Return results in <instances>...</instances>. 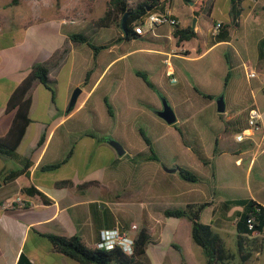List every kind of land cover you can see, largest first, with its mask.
I'll list each match as a JSON object with an SVG mask.
<instances>
[{
	"label": "crops",
	"instance_id": "0c3cea01",
	"mask_svg": "<svg viewBox=\"0 0 264 264\" xmlns=\"http://www.w3.org/2000/svg\"><path fill=\"white\" fill-rule=\"evenodd\" d=\"M169 1L171 13L178 18L180 25H191L183 22L181 12L174 7L175 0ZM195 1H188L193 16L195 15L192 6ZM262 1L246 0L245 6L249 8L247 7V11L241 13L236 20L238 25L236 29L244 30L246 40L243 45L236 46V53L239 55H234L233 62L235 68H244L245 75L250 81L249 98L244 100L240 82H237L238 93L224 97L225 119H240L243 124L248 125L249 110L251 107H256L261 113L259 128L246 129L243 131L246 138L238 141L236 139L238 133L222 134L225 126L218 112L216 123L210 124L215 136L218 134L220 138L217 152H215V142L206 145L201 138L205 152L211 160L209 164H204L197 158L172 124L168 127L158 126V130L150 125L151 132L155 133V137L150 138L142 128L139 130L140 135L136 127L133 130L129 125L116 124L114 120L119 114L114 112L113 105L109 103L113 112L111 114L106 101L121 100L124 102L123 105L127 106L128 102L124 99L127 98V101L129 99V87H126L127 92H125L122 91L125 87H118L115 90L113 86L106 85L102 94L95 98L105 77L114 65L118 64L119 61L115 62V60L124 59L138 50L130 46L125 47L126 43L148 38L159 44L157 49L151 50L159 55L168 54L170 57V52L173 55H189L191 51L185 43L190 40L178 45L177 39L173 36L174 26L168 24L158 26L151 33L141 34L132 41L124 39L122 30H118L117 37L112 36L110 39L101 37L97 45L104 46L102 49L111 53L116 51L117 58L105 63L104 67L94 61L85 64V68L77 71L78 80L62 87L64 102L59 104L56 100L57 91L52 88V85L57 88L59 86L55 72L65 65L67 55L75 51L76 46L85 44L67 42L69 52L60 64L51 70L50 76L53 82L49 85L38 83L32 91L31 122L18 147V153L22 158L16 160L0 154V264H17L22 252L33 264H80L54 251L50 241L43 234L76 235L88 245L97 246L103 229L120 227L135 239L144 224L149 226L153 237L158 241V243H150L147 247L146 256L150 264H206L203 248L193 239L192 222L187 218L164 214L166 208L183 207L189 203L204 201L212 202V205L202 212L201 220L212 224L226 242L229 236L236 239L237 213L242 207L234 206L226 210L221 203L229 199L245 198L238 195L243 183L237 172L240 167L245 166V172L249 175L257 161L256 156L260 153L259 144L264 135V58L260 59L259 55V42L264 35H259L254 44L249 45V33L257 29L254 17L257 18L259 15L260 6L264 8ZM205 11L213 24L209 35L215 32L214 26L217 23L232 22L230 0H209ZM80 17L83 21L87 18L85 14H81ZM251 17L253 19L250 21ZM81 18L74 21L65 18L46 19L44 23L32 25L25 32L14 34L16 37L12 38L13 29L0 32V135L5 134L11 125V115L6 113L5 107L13 89L25 78L33 65L49 59L68 41V33L73 32L69 24L76 25ZM197 18L198 21L199 17ZM95 19L97 18L91 19V25L96 33H100L105 27H96L93 23ZM0 21L1 30L3 28L1 18ZM166 25L170 26V31L159 32L160 27ZM113 26L117 27L116 25L110 27ZM195 29L202 39L203 34L197 23ZM233 29L235 28L231 29L230 41H221L214 45L210 43L208 35L206 51L216 46L230 45L233 41ZM87 36L91 41V37L88 34ZM173 41L178 51L184 49L188 53H174L176 50L171 49ZM203 49L204 44L198 41L197 51L204 54L206 51ZM100 52L101 50L98 54ZM98 54L93 53L95 61ZM249 54L254 56L255 62L248 59ZM76 64V62L72 63V74L76 72ZM94 65L97 67L100 65L98 67L100 74L96 78L91 77ZM245 65L254 67L258 75L253 78L248 77ZM120 69L112 72L115 78L121 76ZM175 73L173 69L167 70L168 76L176 78L173 82L178 80ZM77 87L81 88V93L75 107L68 111L67 104L72 96L71 90ZM163 92L165 94L164 90ZM102 100H105L106 108L101 107ZM96 102L98 106H94ZM151 106L155 110L162 109L157 104ZM153 111L150 110L151 115L147 117L151 124H156L158 121ZM131 132H134V135L131 141H128ZM43 136L45 139L40 143ZM145 137L150 140V144ZM110 139L119 141L125 152L120 154L110 143ZM154 153L158 159L153 157ZM65 159L66 162L60 167L47 169L49 165ZM28 160L31 164L24 174L11 183L4 181L3 174L22 168ZM177 166L189 167L203 179L197 182L186 181L181 177ZM62 180H70L72 185L58 187L56 183ZM88 182L96 183L80 188ZM25 186H34L50 201L45 202L38 195L22 193L21 190ZM247 186L248 197L264 205V202L254 197L248 182ZM18 195L32 201L33 205L9 207L8 202ZM263 257L264 251L257 253L246 264H264Z\"/></svg>",
	"mask_w": 264,
	"mask_h": 264
},
{
	"label": "rangeland",
	"instance_id": "374dc122",
	"mask_svg": "<svg viewBox=\"0 0 264 264\" xmlns=\"http://www.w3.org/2000/svg\"><path fill=\"white\" fill-rule=\"evenodd\" d=\"M10 1L0 0V18L3 21V28L0 32H8L13 29L14 33L11 38L16 37L15 35L23 31L25 32L32 25L44 23L46 19L65 18L68 21H74L77 18H81V14L87 16L86 20L83 21L81 18L79 23L76 25L69 24V26H72L73 32L88 34L91 37V41L95 44L100 43L99 39L102 38L110 39L112 36L117 37L118 30H121L113 26L110 28H102L100 33H96L94 27L91 25V19L103 15L107 0H21L19 5H9ZM262 3H264V0ZM174 7L181 12L184 23L193 25L196 17L192 15L190 2L186 0H175ZM252 19L253 17L250 18V21ZM254 19L256 21L255 28L257 29L255 32L249 33V45H253L259 35H264L263 6H260L259 15L257 18L254 17ZM196 23L199 26L200 32L203 34V38L190 40L185 43V46L191 51L189 55H173L172 52H170V57H168V54L165 56L159 55L157 52L151 51L153 48L157 49L159 44L150 41L148 38L135 39L130 43H126L125 47L130 46V48L138 50H135V52L124 59H116V51L111 53L110 51L101 49L95 61L93 58L94 50L86 44L76 46V50L67 55L65 65L55 72L59 80V86L57 88L55 85H52V88L57 91V102L59 104L64 102L62 99V87L76 82L79 78L77 71L85 68V64L94 61L99 64L101 63L102 67H104L105 63L116 59L115 62L119 61L118 64L116 63L110 73L105 77L95 95V98L101 95L106 85L113 86L115 90L118 87H125V89H122L125 92H127L126 87H129V99L128 101L127 98L124 99L125 102H128L127 106H124V102L121 100L117 102L109 100V103L113 105L114 112L119 114L114 120L116 124L121 123L123 126L129 125L133 130L136 127L140 135L139 130L142 128L149 138L155 137V133L151 132L150 125L155 126L156 130H158V126L168 127L179 125L185 133L184 136L189 140L191 133L200 139L203 138L206 145L213 144L215 138L219 135L216 134L215 136L210 124L216 123L218 99L221 96H233L238 93L237 82L242 84L241 93L243 94L244 100L249 98V92L251 91L250 81L245 75L244 68H235L233 62L234 55L237 54L236 46L243 45L246 36L243 29L235 28L232 30L233 41L230 45H220L206 51L208 47L207 36L213 26L212 21L207 16L206 11H204ZM166 30L170 31V26L160 27L159 32L165 33ZM198 41L204 44L203 51H206L204 54H202L203 52L200 53L197 51ZM171 49L178 50L174 41L171 44ZM228 53L229 60L227 62L226 54ZM249 55L248 59L255 62L254 56L252 54ZM74 62L77 63L76 72L72 74L71 66ZM98 67L96 65L93 66L92 78H96L100 74ZM119 68H121V76L115 78L112 72L117 71ZM168 69H173L176 72L177 82L171 81L172 77L167 75ZM139 70L147 72L149 79L158 83L165 91V94L161 95L155 89L149 87L145 80L137 73ZM229 70H231V75L226 82L227 72ZM74 90L75 88L71 90V94ZM209 95L212 96L209 97ZM164 100H167L177 113L178 119L172 125L157 114L159 110H155L151 106V104H157L163 108ZM69 102L70 100L67 105H69ZM96 105L98 106V102L94 104V106ZM105 106V100H102L101 107L106 108ZM150 110H154L153 112H155V118L158 123L151 124L148 120L147 116L151 115L149 113ZM84 118H87V116H84ZM228 133L236 134L237 132L231 130ZM133 135L134 132L129 134L128 141H131ZM262 149H264V146L259 149L258 152L260 153L256 156L257 161L249 175L245 172V166H242L238 169L237 176L243 183L238 195L242 197L249 196L248 182L254 197L264 202V150ZM226 243L231 251L236 252L237 243L235 238H230L229 236Z\"/></svg>",
	"mask_w": 264,
	"mask_h": 264
},
{
	"label": "trees",
	"instance_id": "16d2710c",
	"mask_svg": "<svg viewBox=\"0 0 264 264\" xmlns=\"http://www.w3.org/2000/svg\"><path fill=\"white\" fill-rule=\"evenodd\" d=\"M189 1V0H188ZM246 0H230L232 22L221 23L219 29L210 36V43L212 45L221 41H230L231 29L237 28L236 20L239 19L241 13L247 11L245 6ZM165 0H108L106 9L100 17L93 21L96 27H110L116 25L124 33V39L132 41L140 36L135 30L138 21L146 15L149 11H157L164 9ZM21 0H11L9 5H19ZM209 0H196L193 4V12L195 17H199L205 11ZM127 14L126 23L123 26V18ZM2 22L0 21V27ZM173 36L177 39V44L192 39H200V33L192 25L181 26L180 23L174 25ZM67 42L85 43L89 45L94 54L97 55L99 50L104 48L102 45H97L89 40L85 33H68V41L56 50L49 59L33 65L31 70L25 78L17 84L11 92L7 103L6 113L11 115V125L7 132L0 135V154L7 155L13 159L19 160L22 157L18 153V147L26 133L27 127L31 122L30 108L32 105V91L36 84L42 83L49 85L53 82L50 76L51 70L57 67L63 60L65 55L69 52ZM199 49L201 46L199 45ZM188 51L185 52L187 54ZM260 59L264 58V37L259 42ZM229 60V53L226 54ZM231 70L228 71L226 82L231 75ZM148 84L149 87L155 89L161 95L164 94L161 86L149 79L145 71L139 70L137 72ZM264 89V88H263ZM212 95H209L211 97ZM108 111L112 114L111 105L106 101ZM220 117L224 121L223 135L231 130L237 133L243 132L249 128L248 125L243 124L240 119H225L224 113H220ZM180 132L183 142L189 146L196 154L197 158L204 164L211 162L207 156L204 146L200 138L190 133V140L184 136L185 133L181 126L175 125ZM45 139L42 137L40 143ZM148 144L150 140L145 137ZM219 136L215 139V152L219 144ZM72 151L70 152V154ZM69 154V155H70ZM153 157L158 159L154 153ZM67 159L51 164L47 169H56L60 167ZM28 160L26 164L16 170H10L4 175V181L11 183L17 177L24 174L30 165ZM181 177L190 182L200 181L202 178L194 170L186 166H177ZM96 182H88L80 186V188L88 187ZM58 187H66L72 185L70 180H62L56 183ZM22 193L32 196L38 195L45 202L50 199L46 195L35 188L34 186H25L22 188ZM212 205V202L204 201L198 203H189L183 207L166 208L164 214L166 216H174L178 218H187L192 222V236L195 242L200 245L206 255V264H246L248 260L252 259L257 253L264 251V205L252 197L236 198L225 200L221 206L228 210L234 206H241L242 210L238 211L236 219V252L231 251L227 247V243L222 234L210 223H205L201 220L202 212ZM51 243L54 251L64 254L80 264H150L147 258V247L150 243H158L153 237L151 230L147 224H144L139 231L137 238L134 239L133 252H126L122 246L115 245L112 248L90 246L79 236L43 234ZM17 264H33L29 257L22 252Z\"/></svg>",
	"mask_w": 264,
	"mask_h": 264
},
{
	"label": "built area",
	"instance_id": "2783aa9c",
	"mask_svg": "<svg viewBox=\"0 0 264 264\" xmlns=\"http://www.w3.org/2000/svg\"><path fill=\"white\" fill-rule=\"evenodd\" d=\"M179 23V20L176 16L171 13L170 10V1L166 0L164 9L157 11H149L146 15H144L137 23L135 30L138 34L151 33L155 28L161 25L168 24L170 26H174ZM221 23H217L215 25V31H217L220 27ZM183 53L184 49H180V51L176 50L174 53ZM246 72L248 77L253 78L258 75V71L252 67L251 65H245ZM171 75V73H170ZM172 81H176V78H172ZM264 84V78H263ZM261 117V113L256 107H251L249 110V118H248V126L251 129L259 128V119ZM246 138L244 132H240L236 135V139L238 141H243ZM264 146V135L259 144V147L262 148ZM9 207L13 206H21L27 207L32 206L33 202L23 198L21 195H18L12 198L8 204ZM133 244L134 239L128 235V232L120 227L115 228H107L103 229L101 232V239L98 242V246L112 248L115 245H120L123 249L128 252H133Z\"/></svg>",
	"mask_w": 264,
	"mask_h": 264
},
{
	"label": "water",
	"instance_id": "95a60500",
	"mask_svg": "<svg viewBox=\"0 0 264 264\" xmlns=\"http://www.w3.org/2000/svg\"><path fill=\"white\" fill-rule=\"evenodd\" d=\"M126 19H127V14L123 18V22H122L123 26L126 23ZM197 19L198 18L196 17L195 21H194V23L192 25L193 27L196 26ZM80 93H81V88L77 87L74 90V92L72 93V96H71V99H70V102H69V106H68V111H70L72 108L75 107ZM225 110H226L225 98H224V96H221L218 99V112L224 113ZM158 114H159L160 117H162L169 124H173V123H175L177 121L176 113H175L173 107L168 103L167 100H164V106H163V108L161 110L158 111ZM110 143L118 150V152L120 154H123L125 152L122 144L119 141H117L116 139H110ZM173 169L176 170L175 168H173ZM0 184H1V182H0Z\"/></svg>",
	"mask_w": 264,
	"mask_h": 264
}]
</instances>
